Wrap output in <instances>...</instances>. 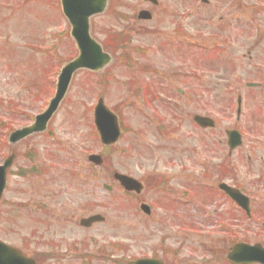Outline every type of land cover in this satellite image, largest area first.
I'll return each mask as SVG.
<instances>
[{"label":"rangeland","instance_id":"374dc122","mask_svg":"<svg viewBox=\"0 0 264 264\" xmlns=\"http://www.w3.org/2000/svg\"><path fill=\"white\" fill-rule=\"evenodd\" d=\"M108 1L104 13L90 19V34L112 61L99 72L77 71L47 130L12 145L10 133L44 112L58 74L78 49L60 0H0V164L16 154L0 204V240L24 249L33 235L74 232L71 237L88 244L137 242L136 248L173 237L169 223L137 211L114 172L141 178L155 169L171 171L172 161L181 172L187 162L197 180L193 187L213 185L219 180L200 178L198 162L216 164L215 154L226 156L225 132L239 129L244 142L234 152L237 178L258 199L253 219L243 216L239 237L264 245V88L246 87L264 83V0H160L157 7L145 0ZM142 10L152 19L140 20ZM102 93L106 105L120 111L123 129L109 150L93 120ZM239 94L244 103L237 121ZM195 114L213 117L216 127L200 128ZM90 154L101 155L100 167L88 161ZM103 183L114 184L113 197ZM145 197L154 203L158 192L147 188ZM91 214L106 222L80 228L79 220Z\"/></svg>","mask_w":264,"mask_h":264},{"label":"flooded vegetation","instance_id":"af4514ba","mask_svg":"<svg viewBox=\"0 0 264 264\" xmlns=\"http://www.w3.org/2000/svg\"><path fill=\"white\" fill-rule=\"evenodd\" d=\"M258 83L260 85L251 89L264 88L263 82ZM239 99L243 108V97L239 94L236 101L237 109L240 103ZM242 114V111L241 114L237 113V121L240 120ZM225 134H227V130ZM226 146H228L226 156L221 157L215 154L216 164H209L210 161L207 163L198 162L201 169L200 178L205 179L213 176L219 180L218 183L211 185L208 182L195 188L192 183L197 180L192 179L187 162L181 166V172H177L175 163L172 161L168 164L173 166L170 168L171 171L155 169L153 175L139 178L143 183L141 193L124 191L136 202L137 211L141 214H144L141 211V204L148 203L150 206L148 219L151 221L156 215L158 224L165 226L169 223L172 227L173 237L143 241L136 247L139 250L135 252L137 242L101 244L94 240L93 244H88L86 239L80 241L71 237L74 236L71 235L75 234L74 232H64L59 238L48 235L49 239L43 235H33L30 245L28 244V247L24 248L22 252L27 258L32 259L31 263L33 264H235L228 259V251L232 245L245 242L239 237L243 233V216L249 221L253 219L255 215L253 206L257 204L258 199L251 192L250 186L239 182L237 178L238 169L234 164L236 150H231L228 137ZM248 162H252V156L248 157ZM195 177L197 176L193 175V178ZM150 178L153 182L151 186L147 181ZM176 180L180 181L182 188L175 187L174 181ZM198 182L201 181L198 180ZM149 187L158 192L154 203L146 201V189ZM230 187L236 191H242L248 197V206L252 212L250 216L242 208V200L233 198L232 190L230 193L226 191V188L230 189ZM226 206L229 211H222ZM210 207H213L211 211ZM195 211L199 212L197 217ZM80 220L78 224L82 228ZM93 225L96 223L83 228L89 231ZM212 225L214 229H212ZM214 234L225 235L221 236L224 238L219 240L213 238ZM225 237H233V239L228 243ZM39 240L48 242L40 244ZM42 246L45 249L39 248Z\"/></svg>","mask_w":264,"mask_h":264},{"label":"water","instance_id":"95a60500","mask_svg":"<svg viewBox=\"0 0 264 264\" xmlns=\"http://www.w3.org/2000/svg\"><path fill=\"white\" fill-rule=\"evenodd\" d=\"M157 2L156 0H152ZM106 0H62L64 6V12L70 19L74 28L72 35L75 37L77 45L80 49V57L73 62L66 64L59 76V82L57 85V93L52 99L50 106L45 112L36 117V123L31 127H25L22 130H18L12 133L10 141L16 142L23 137L33 134L35 131H44L49 119L54 115L55 110L58 108L62 98L67 92V88L72 80V76L77 69L89 67L91 69H101L109 61V55L102 52V48L99 44L93 40L89 34V17L95 13H101L106 6ZM140 18L147 19L150 17L149 12H141ZM95 120L97 129L100 130L102 141L107 144L114 143L120 135V129L118 128V122L112 112L104 106L103 100H100L95 108ZM195 120L203 127L213 126L212 119L208 117L196 116ZM230 136L229 145L234 148L239 146L241 140L240 135L234 131H228ZM91 159L100 164L101 158L92 156ZM13 157L6 160L3 166H0V201L6 185V173L9 166L12 164ZM117 179L121 183H124L127 187L133 188L135 182L128 177L119 174L116 175ZM103 217L97 215L92 216L90 219L83 220L87 225L93 221L102 220ZM21 252L11 247L8 244L0 241V264H21L25 263L27 259L20 256ZM229 258L231 261L237 263L261 262L264 264V249L261 245L250 246L247 244L237 245L230 251Z\"/></svg>","mask_w":264,"mask_h":264}]
</instances>
